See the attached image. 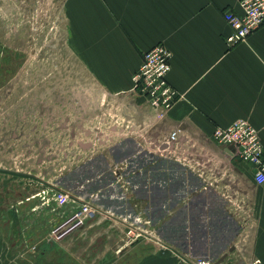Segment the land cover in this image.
<instances>
[{
  "label": "rangeland",
  "instance_id": "rangeland-1",
  "mask_svg": "<svg viewBox=\"0 0 264 264\" xmlns=\"http://www.w3.org/2000/svg\"><path fill=\"white\" fill-rule=\"evenodd\" d=\"M71 44L64 0H0V264L63 256L86 236L55 232L85 203L95 241L200 243L209 223L165 211L186 209L208 160L161 155L147 101L104 88Z\"/></svg>",
  "mask_w": 264,
  "mask_h": 264
},
{
  "label": "crops",
  "instance_id": "crops-1",
  "mask_svg": "<svg viewBox=\"0 0 264 264\" xmlns=\"http://www.w3.org/2000/svg\"><path fill=\"white\" fill-rule=\"evenodd\" d=\"M64 2L74 55L104 88L119 96H135L130 92L132 75L146 51L164 43L173 52L169 80L183 98L166 123L201 142L197 151L207 153L209 167L192 177L198 187L181 198L188 200L183 205L186 209L167 211L166 207L165 214L197 219L201 228L206 222L209 225L207 231H198L202 233L200 243L191 242L186 247L163 241H95L97 236L89 235L98 227L85 225L78 231L85 240L56 245L63 256L49 251L47 259L33 258L31 262L185 264L186 257L209 259L215 264L232 246L244 242L245 252L235 247L223 264H251L254 258L264 263V184L255 181L248 163L210 139L215 127L243 119L259 130L264 146V26L228 48L225 38L231 28L223 12L237 8L239 0ZM210 220L222 228V241L217 244L211 239Z\"/></svg>",
  "mask_w": 264,
  "mask_h": 264
},
{
  "label": "built area",
  "instance_id": "built-area-1",
  "mask_svg": "<svg viewBox=\"0 0 264 264\" xmlns=\"http://www.w3.org/2000/svg\"><path fill=\"white\" fill-rule=\"evenodd\" d=\"M223 16L231 28V33L225 38V44L230 48L246 41L250 35L264 26V0H239L238 7L226 9ZM172 58L173 52L164 43H159L146 51L139 68L132 75L130 92L138 94L147 101L151 109L150 118L159 122L158 125L165 132L158 151L161 155L165 157L174 155L180 159V163L188 159L203 160L204 163L209 159L207 153L197 151V144L201 142L192 136L183 135L181 129L172 128L166 123L171 110L183 98V93L169 80ZM210 139L216 145L229 148L233 157L248 163L253 169L255 181L260 185L264 184V146L259 130L250 122L240 119L228 126H217ZM89 213H91L90 205L83 204L73 220L56 230L57 237L81 227ZM137 240L138 237H135L128 243ZM235 247H238L240 253L246 250L244 242ZM183 261L185 264H212L209 259L192 260L184 257ZM250 261L251 264H264L260 258Z\"/></svg>",
  "mask_w": 264,
  "mask_h": 264
},
{
  "label": "water",
  "instance_id": "water-1",
  "mask_svg": "<svg viewBox=\"0 0 264 264\" xmlns=\"http://www.w3.org/2000/svg\"><path fill=\"white\" fill-rule=\"evenodd\" d=\"M235 250V246H232L230 249H229V252H233ZM229 252L223 254L219 259L218 261L215 263V264H223L225 262V259L228 257V254Z\"/></svg>",
  "mask_w": 264,
  "mask_h": 264
}]
</instances>
